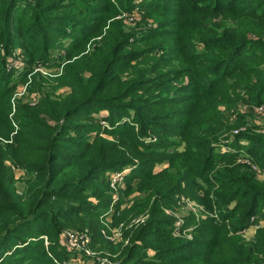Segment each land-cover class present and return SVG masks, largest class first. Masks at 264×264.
Segmentation results:
<instances>
[{
	"label": "trees",
	"instance_id": "1",
	"mask_svg": "<svg viewBox=\"0 0 264 264\" xmlns=\"http://www.w3.org/2000/svg\"><path fill=\"white\" fill-rule=\"evenodd\" d=\"M242 107H264V0H0V264L67 263L72 230L119 264H264V123ZM181 197L200 210L175 229ZM108 208L148 215L125 246Z\"/></svg>",
	"mask_w": 264,
	"mask_h": 264
},
{
	"label": "rangeland",
	"instance_id": "2",
	"mask_svg": "<svg viewBox=\"0 0 264 264\" xmlns=\"http://www.w3.org/2000/svg\"><path fill=\"white\" fill-rule=\"evenodd\" d=\"M139 16H140V14H138L137 11L133 10L132 14H130V15L129 14H124L122 17L124 18L125 24H127L130 27H133L134 23H135L134 18L137 17L138 20H139L141 18ZM150 26L153 27L155 25H153V24L151 25L150 24ZM69 41H70V39H64L62 43H67L68 44ZM59 49H61V48H59ZM17 53H19V50L14 51L11 55L6 57V59H7V65H6L7 71L17 70L16 74H18L19 72H21L24 69V63H23V61L21 60L20 57H17ZM38 69H39L38 71H41L42 73H48V72L51 73V74L59 73L58 69L55 68V67L51 68L50 70H45L43 68H41V69L38 68ZM14 76H15V78L18 77V75H14ZM25 88H26V85H20L18 87V90H17L18 92L16 93L17 99L20 98L21 95H23V93L25 92ZM240 111L242 113L246 112V113L254 114V118H255L254 121L252 119L254 124L261 125L262 123H264L263 122L264 121V113L254 112V111H252V110H250L249 108H246V107H242L240 109ZM95 117L99 118L100 114L98 116L96 115ZM124 121H126V119H124ZM100 124H104L103 121H100ZM104 127H107V125H103V128ZM241 144H243V146L247 145L246 142H241ZM219 149L224 150V151H228L230 149V147H228V144H224V145H221ZM128 169L130 171L132 168H127V170ZM123 170L124 169L119 170V171L122 172ZM116 172H118V171H115L113 173H116ZM20 173H21L20 171H15L14 175H15L16 179H19ZM113 173H108L107 174L109 179H110L111 174H113ZM260 178H263V177L260 175ZM115 195L120 197V191H118ZM135 195H137V194H134L131 197H133ZM181 198L184 199L186 202H189L188 199L183 198V197H181ZM199 210H200L199 205H197L196 203L190 201L187 205H185L184 208H182L180 211L176 212L177 214H175L173 217H175V224H177L179 227H177L175 225V229H178V228L180 229L181 228V224H182L181 222L182 221L180 219H182V215H184L186 213V211H190V212H192L194 214H198ZM111 212H112V208H108V210L103 214V216L106 219L105 223H104V225H105L104 226L105 227L104 234L108 235V236L110 235V238H108V239H110L109 241H112V243L117 244V243H121V242L124 241L123 246H125L126 243L128 242V240L125 239L124 232L128 231L132 227V225H134V224H133V222H130L127 225H124L122 223H120L118 226L114 225L113 222H112ZM260 214H264V204L261 205ZM146 217H148V215L144 216L142 219H144V221H145ZM256 229H257V227H255V226H251L248 229H246L244 234H243L244 238H246V239L251 238L254 235V232H255ZM72 232H75V231L72 230ZM45 244H47V243H45ZM23 246L24 245L20 244V245L14 247V248H10L6 253L8 254V256H10L14 252L20 250ZM64 246H65L66 249H68L66 244H64ZM68 250L73 253L72 256H74V257L69 262L63 263V264H74L73 262H77V261H78L79 264H85L84 262H87V264H97V260L93 259V257H87L82 252L77 251V250H73V249H70V248ZM98 258H100V257H98ZM105 258H106L105 260L107 262H109L110 264L112 262L118 263V260L116 259V257L111 255V254H109ZM83 260H85V261H83ZM13 264H17V263H13Z\"/></svg>",
	"mask_w": 264,
	"mask_h": 264
},
{
	"label": "built area",
	"instance_id": "3",
	"mask_svg": "<svg viewBox=\"0 0 264 264\" xmlns=\"http://www.w3.org/2000/svg\"><path fill=\"white\" fill-rule=\"evenodd\" d=\"M264 107H260L256 109V112L263 111ZM125 172V173H124ZM129 172V169H124L122 172L118 171L116 173L111 174L109 182L110 188L113 191V200L112 204H115L118 200V196L115 194L119 191V187L122 186L124 182L125 175ZM144 223V219L138 218L133 221V224H142ZM107 239L110 238V235L106 237ZM63 243L67 245L68 249H73L82 252L87 257H93V259L97 260V264H110L107 262L105 257L98 258L99 256L89 249V244L91 242L90 237L86 233H77L72 231H65L62 236ZM110 240V239H108ZM111 264H119L112 262Z\"/></svg>",
	"mask_w": 264,
	"mask_h": 264
},
{
	"label": "crops",
	"instance_id": "4",
	"mask_svg": "<svg viewBox=\"0 0 264 264\" xmlns=\"http://www.w3.org/2000/svg\"><path fill=\"white\" fill-rule=\"evenodd\" d=\"M83 261H85V260H83ZM73 263H74V264H79L78 261H77V262H73ZM84 263L87 264V262H84Z\"/></svg>",
	"mask_w": 264,
	"mask_h": 264
}]
</instances>
